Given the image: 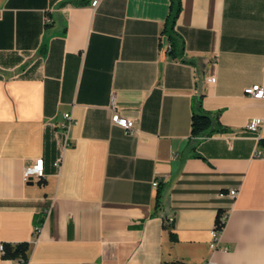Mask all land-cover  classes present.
<instances>
[{"label": "crops", "instance_id": "0c3cea01", "mask_svg": "<svg viewBox=\"0 0 264 264\" xmlns=\"http://www.w3.org/2000/svg\"><path fill=\"white\" fill-rule=\"evenodd\" d=\"M92 1L0 0V242L27 264H264V98L244 91L264 84V0H181L177 58L171 0ZM200 97L228 129L192 140Z\"/></svg>", "mask_w": 264, "mask_h": 264}, {"label": "built area", "instance_id": "2783aa9c", "mask_svg": "<svg viewBox=\"0 0 264 264\" xmlns=\"http://www.w3.org/2000/svg\"><path fill=\"white\" fill-rule=\"evenodd\" d=\"M99 0H93L92 5H96ZM51 21V17L49 15H46L45 22L49 23ZM170 48L169 44L166 45V52ZM208 81L215 82L216 77L211 76L208 77ZM245 93L252 96L256 99H263L264 98V84L261 83H254L251 84L244 89ZM64 122L61 124L62 128L64 129L66 137L69 135V130L73 123L75 122V119L71 112H66L64 114ZM112 122L121 126L124 128L126 133L132 134L135 131V120L132 117L126 116L121 114V112L117 109V107L113 106V113H112ZM264 122V117H253L250 119V121L247 124V128L251 132H258L261 129V126ZM255 155L264 158V146H258L255 150ZM63 162V156H60L57 160H55L54 165L60 169ZM45 167H44V158L39 157L37 158V161L33 165L26 166L23 171V179L24 181H31V180H41L45 177ZM159 180H155L153 182L154 186H158ZM223 193V192H222ZM230 194L232 196H235L237 194L236 189L230 190ZM49 209H46V213H49ZM228 215L223 214L220 216L218 222L211 228L210 235L211 240L209 242V246L212 250L217 249L220 246L221 240H222V231L224 228V225L226 223ZM40 227L36 226V235L39 231ZM0 249L3 253H5V243L0 242ZM18 264H26L23 259L18 260ZM205 264H217L216 261L210 260L206 262Z\"/></svg>", "mask_w": 264, "mask_h": 264}, {"label": "trees", "instance_id": "16d2710c", "mask_svg": "<svg viewBox=\"0 0 264 264\" xmlns=\"http://www.w3.org/2000/svg\"><path fill=\"white\" fill-rule=\"evenodd\" d=\"M181 9V0H171L170 13L165 21L163 34L167 36L170 48L167 53L172 58H177L184 50V42L176 31L175 25ZM48 25V23H46ZM228 128L220 121V112H211L203 108L201 97L198 99V107H196L191 117V133L190 139L197 140L211 135L215 131H224ZM175 237V233H172ZM28 243L22 242L17 245L5 244V256L18 257L27 264Z\"/></svg>", "mask_w": 264, "mask_h": 264}]
</instances>
